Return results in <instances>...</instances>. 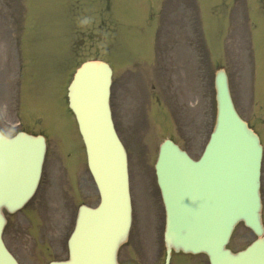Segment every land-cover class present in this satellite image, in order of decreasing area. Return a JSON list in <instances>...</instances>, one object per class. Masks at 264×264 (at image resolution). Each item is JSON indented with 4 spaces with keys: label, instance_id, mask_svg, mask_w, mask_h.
Listing matches in <instances>:
<instances>
[{
    "label": "rangeland",
    "instance_id": "1",
    "mask_svg": "<svg viewBox=\"0 0 264 264\" xmlns=\"http://www.w3.org/2000/svg\"><path fill=\"white\" fill-rule=\"evenodd\" d=\"M15 1L16 13H24L26 17L27 26L23 25V30L28 29L27 36L40 47L34 49L38 53L37 74L30 82V75H21L22 68L15 69V66L9 65L17 59V47L20 51L24 49L21 43L18 46L10 43L7 52L0 46V128L8 135L14 134L21 127L32 129L44 135L48 145L37 192L21 210L7 214L4 239L21 264H47L49 260L65 258L66 239L73 225L77 205L81 202L94 204L97 201L93 183L90 193H85L79 185L72 190L70 181L83 174L85 158L77 126L72 115L65 110L68 109L65 87L74 65L90 57H99L107 60L113 68L110 104L115 128L127 150L135 208L130 237L122 245L121 254L127 253V249L133 245L135 260L145 257L142 235L149 234L150 237L153 236L152 239H158L163 232L164 213L153 170L158 144L164 138H171L194 158L200 155L214 122L213 74L218 67L215 54L209 49L200 48L202 59L199 86L195 62L192 74H182L185 58L174 57L175 54L170 56L171 60L167 62L171 64L172 81L171 87H166L162 78L163 71L155 75L163 62L156 61L155 65L154 62H147V59L150 58L153 30L154 49L159 53L164 52L165 46L168 47L165 45V37L170 46L173 41L186 39H192L195 44V39L189 36H194L198 26L191 21L189 15L193 33H187L189 22L176 15L184 13L179 6L174 15L161 10L156 18L154 13L161 0ZM7 2L9 12L13 0ZM221 3L222 0H198V4L196 1L190 4L193 12L198 11L197 6H200L198 14L202 17L201 22H204L205 37L214 50L218 47V33L215 30L217 18L213 16L218 17ZM4 4L5 0H0V8ZM232 10L234 35L237 41L252 44V70L254 76L255 67L261 73L259 84L264 89V18L260 19L256 12L244 7L242 13L246 23L239 36L242 27L239 4ZM16 18L15 22L19 17ZM254 20L257 27L253 26ZM0 26H3L1 20ZM29 26H33L36 32L31 33ZM21 27L22 23L17 27L19 32H13L12 35L16 38L21 33L22 40H18L19 42L25 41ZM71 29L73 58L68 66L67 45L64 43ZM1 35L0 33V37ZM2 43L4 40H0V45ZM233 55L237 58L238 53ZM129 61L139 63L133 65ZM222 63L229 73L235 104L260 131H264V122L260 121V118H264V98L262 100L256 96L257 106H250L254 78L251 74L249 77L243 76L244 65L241 59L236 62L225 55ZM24 70L29 74L28 66ZM57 72L58 79H55L51 73ZM131 73L135 74L132 82ZM36 79L38 80L35 81ZM152 79L157 84L156 92L150 90ZM120 84L126 90L121 94L123 102L120 98ZM32 85L34 92L30 89ZM51 85L56 87L59 94L52 91L55 88ZM48 89L55 94L52 104L46 102L49 96L42 94V90L47 92ZM130 90L135 92V97L137 93V100ZM260 95L264 97V90ZM164 99L170 103L169 109L164 107ZM138 100V114L133 117L135 122L132 119L133 112L128 110L130 108L133 111L136 107L133 101ZM262 167L264 169V158ZM253 237L248 228L238 223L228 246L232 250L241 249ZM144 240L148 249L151 239ZM161 248L160 242L154 241L153 249L148 254Z\"/></svg>",
    "mask_w": 264,
    "mask_h": 264
},
{
    "label": "water",
    "instance_id": "2",
    "mask_svg": "<svg viewBox=\"0 0 264 264\" xmlns=\"http://www.w3.org/2000/svg\"><path fill=\"white\" fill-rule=\"evenodd\" d=\"M111 69L104 61L83 62L68 86L69 107L82 136L87 165L99 192L96 207L80 206L68 239V258L49 264H117L116 253L130 225L127 160L111 119ZM215 124L197 160L166 139L155 164L165 205V244L205 252L210 264H264L257 135L236 113L223 68L214 74ZM45 149L41 135L0 132V264H18L6 249L2 207L13 211L31 196ZM242 220L256 239L244 249L225 247Z\"/></svg>",
    "mask_w": 264,
    "mask_h": 264
},
{
    "label": "flooded vegetation",
    "instance_id": "3",
    "mask_svg": "<svg viewBox=\"0 0 264 264\" xmlns=\"http://www.w3.org/2000/svg\"><path fill=\"white\" fill-rule=\"evenodd\" d=\"M155 87V84H152ZM122 91V90H121ZM90 176V175H89ZM83 175L81 177L80 186L83 188L85 193H88V190L91 186V177ZM264 202V183H263V200ZM263 224H264V203H263ZM152 251V250H151ZM134 248L133 245L127 249V253H123L119 256V262L121 264H160L164 262L165 259V250L163 248L158 249L153 254H146L145 257H142L138 260H135L134 257ZM168 264H203L202 257L191 256L182 252H172L170 261Z\"/></svg>",
    "mask_w": 264,
    "mask_h": 264
}]
</instances>
